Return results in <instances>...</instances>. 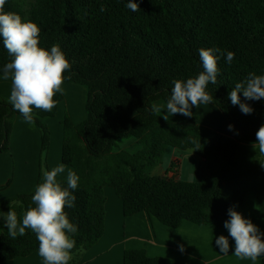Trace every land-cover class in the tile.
<instances>
[{"label": "trees", "instance_id": "1", "mask_svg": "<svg viewBox=\"0 0 264 264\" xmlns=\"http://www.w3.org/2000/svg\"><path fill=\"white\" fill-rule=\"evenodd\" d=\"M128 2L7 0L4 6L5 12L39 26L40 46L50 50L60 45L72 65L64 82L88 88L85 121L75 125L65 116L62 123V162L80 178L78 188L70 190L75 207L65 209L78 228L72 256L103 237L106 188L122 200L125 217L145 212L170 228L184 221L219 228L230 219L229 208L242 205L251 192L264 211V155L256 149L248 166L238 161L241 144L256 143V132L264 125V99L246 101L240 94L253 108L251 114L229 99L250 72L264 75V0H135L140 6L136 12ZM201 48L235 53L230 65L216 53L217 82L206 89L213 97L210 104L233 126L231 136L199 124L195 115L175 114L166 122L152 111L154 101H168L174 80L186 82L203 71ZM11 60L0 37V74ZM55 99L58 105L63 95L57 93ZM57 105L51 112L33 108L41 154H47L51 141L43 119L55 117ZM14 115L22 116L9 102L0 101V154L9 150ZM129 137L141 145L137 153L113 152L118 139ZM169 148L193 151L201 159L195 181L152 174ZM41 182L42 171L37 186ZM61 184L67 187L66 180ZM33 194L0 201V264L38 252L31 230L12 239L4 219L9 206L22 218L34 206ZM123 264L177 263L149 257L144 250H126Z\"/></svg>", "mask_w": 264, "mask_h": 264}, {"label": "clouds", "instance_id": "2", "mask_svg": "<svg viewBox=\"0 0 264 264\" xmlns=\"http://www.w3.org/2000/svg\"><path fill=\"white\" fill-rule=\"evenodd\" d=\"M7 0H0V37L3 46L12 57L3 69V79L11 80L9 103L18 111L28 124H34L33 108L51 112L57 105L55 96L63 95L65 73L72 65L62 51L60 45L54 44L50 50L40 46V28L30 20H24L19 14L5 12L4 6ZM131 11H139V3L129 0L126 5ZM101 12L105 11L102 6ZM216 53L225 57L226 63H232L235 53L228 51L226 54L219 48L199 49V58L203 71L195 78H189L186 82L174 80V87L166 103L167 113L172 115L182 114L192 116L191 109L200 104L212 102L213 97L206 91L208 84L217 82L219 72ZM70 79V77H68ZM244 99L259 101L264 99V75L250 72L244 82L237 83L229 93V99L233 105H239L244 114H251L253 108L241 101ZM154 113L161 112L158 105L152 106ZM167 120V116H163ZM229 125V129H232ZM196 143V141H193ZM253 148L260 155H264V125L256 132V143ZM42 153V159H43ZM43 182H41L31 197L34 206L29 207L18 218L17 212H7L5 227L12 239L24 236L26 229L35 234L39 242L38 254L43 264H69L72 259V250L76 241L73 234L78 228L70 222L65 209L75 207V195L72 191L78 188L79 176L71 169L67 171V187H63L57 180L60 173L65 172V166L60 164L50 171L41 169ZM229 220L224 227L229 236L234 240L233 254L240 260L256 261L264 256V233L250 220L231 207L228 210ZM219 251L229 253V239L224 235L215 241ZM183 253L184 246L179 245Z\"/></svg>", "mask_w": 264, "mask_h": 264}, {"label": "crops", "instance_id": "3", "mask_svg": "<svg viewBox=\"0 0 264 264\" xmlns=\"http://www.w3.org/2000/svg\"><path fill=\"white\" fill-rule=\"evenodd\" d=\"M4 85L10 86L11 80H4L3 74H0V101H4L3 95L8 99L10 96V94L7 95L4 92ZM63 90V100L58 103L57 109L61 107L62 110L66 111L67 108L73 124L82 123L87 118V86L64 82ZM166 103L163 99H158L153 102V105L161 107V112L157 113V115L162 120H164L163 116H167V120H164L167 122L171 121L175 115L171 116L167 113ZM201 112L204 113L201 114ZM56 115L57 118L43 119L48 129H51L53 125L57 126L55 135L52 131L53 134H51L50 146L47 152L49 154L47 157L49 162L48 171L63 164L62 147L64 130L62 123L65 115L63 113L60 115L58 112ZM193 115L198 118L199 124L214 129L226 136L232 135L227 119L223 118L221 111L216 106L210 103L200 104L193 110ZM203 116H205V119ZM11 123L13 124L11 140L12 138L14 139L17 132L20 134V142L28 138L34 139L33 149H35V155L32 160L19 159L17 162L11 160V162L9 161L10 166H0V192L3 191L5 185L9 182L6 188L10 187L14 189L10 191L11 193L1 197V201L10 198L8 196L17 194L18 191L22 190L19 189L21 187L27 188L28 193H33L37 187L41 171V134L37 126L35 124H28L20 115H14L11 118ZM13 144H11L10 150H13ZM115 145L118 146H114L113 148V152L115 153L126 151L130 154H135L141 149V145L134 137L118 139ZM23 151L25 152V149ZM254 151L253 144L243 142L238 153V161L243 166H248ZM165 156L166 158L170 157V168L167 171L164 169H160L157 172L153 171V175L183 180V172L186 169V176L188 178L193 176L196 178L195 170L201 159L193 151H179L169 148ZM64 166L65 172L57 176L59 182L66 180L69 169L73 170V168L67 165ZM159 166L161 167V165ZM11 180H13L12 185ZM105 193L107 203L105 233L103 237L91 249L82 252L78 256H72L69 264H123L126 250H144L149 257L168 258L177 264H261L264 259V256L259 257L256 261L240 260L235 257L233 254L234 240L229 236L224 224L219 228H212L184 221L178 228H170L145 212L125 217L122 200L116 195L114 189L106 188ZM235 210L241 213L244 218L250 219L264 233V211L255 193H249L245 198V202L242 205L235 206ZM221 235L229 239L230 248L228 254L221 253L215 243L216 239ZM181 244L185 248L183 253L179 250V245ZM4 264H43V260L38 252H36L26 258L12 260Z\"/></svg>", "mask_w": 264, "mask_h": 264}, {"label": "rangeland", "instance_id": "4", "mask_svg": "<svg viewBox=\"0 0 264 264\" xmlns=\"http://www.w3.org/2000/svg\"><path fill=\"white\" fill-rule=\"evenodd\" d=\"M3 90H4V92H6V94L8 95V94H10V90H11V85L10 86H7V85H4L3 86ZM64 93V92H63ZM3 97V99H4V101L5 102H9V99L5 96V95H3L2 96ZM65 101V100H64ZM58 106V105H57ZM57 112H58V114H62L63 113V115H65V116H68L69 118H70V116H69V112H68V110H67V108H66V111L65 110H62V108L60 107L59 109H57ZM57 112H56V114H57ZM204 112H201V114H203ZM223 115V114H222ZM64 116V117H65ZM60 117V116H59ZM55 118H57V115H55ZM54 118V119H55ZM201 118H202V116H201ZM203 118L205 119V116H203ZM223 118H224V115H223ZM226 119V118H225ZM53 120V119H52ZM70 120H71V118H70ZM56 125H53L52 126V128L51 129H49V131H50V133L51 134H53V132H54V135L56 134ZM53 131V132H52ZM17 132V131H16ZM20 134H19V132H17L16 133V136L14 137V139L12 138V140H11V138H10V145H9V150L7 151V152H4V153H2V154H0V166H6V167H8V166H10L11 164L9 163V161L11 162V160H13L14 162L16 161H19V159H22V160H32L33 158H34V155H35V149H33V142H34V139H32V138H28L27 140H22L23 142H20V136H19ZM14 143V144H13ZM11 144H13V146H14V148H13V150H10V147H11ZM35 144V143H34ZM32 145V146H31ZM12 146V147H13ZM116 147H118L117 145H115ZM25 149V152L23 151ZM172 149V148H171ZM170 152H172V151H170ZM54 153V152H53ZM48 153L46 154V153H44V155H43V159L41 158L42 157V154H41V152H40V161L42 162V168L44 169V170H47L48 169V166H49V162H48ZM167 156H169V155H167ZM170 164H171V160H170V157H167L166 158V156L164 157V159H163V161H162V163H161V167L159 168L158 167V169L157 168H155L154 169V172H157L158 170H160V169H164V170H168L169 168H170ZM191 168V167H190ZM12 171V170H11ZM13 171H14V169H13ZM14 173V172H13ZM17 176H19V174H17ZM12 177L14 178V176L12 175ZM195 176H193V177H191V178H188L187 176H186V169H185V171L183 172V177H182V179L184 180V181H195V178H194ZM10 183V182H9ZM9 183H7L6 185H5V187H4V189H3V191L2 192H0V198L1 197H3L5 194H8V193H11L10 191L11 190H14V189H11L10 187H7L6 188V186H8L9 185ZM13 184V180H11V185ZM10 185V186H11ZM10 188V189H9ZM19 189H22V190H20V191H18V193L17 194H13V196H8V197H10V198H13V197H15L16 195H18V194H23V193H28L27 192V188H23V187H21V188H19ZM27 189V190H26ZM10 198H8V199H10ZM5 200V199H4ZM1 201V200H0Z\"/></svg>", "mask_w": 264, "mask_h": 264}]
</instances>
